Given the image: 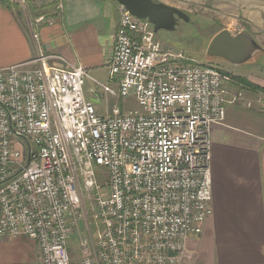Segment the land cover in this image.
<instances>
[{
    "label": "built area",
    "instance_id": "built-area-1",
    "mask_svg": "<svg viewBox=\"0 0 264 264\" xmlns=\"http://www.w3.org/2000/svg\"><path fill=\"white\" fill-rule=\"evenodd\" d=\"M118 13L107 82L43 53L35 68L0 67V236L35 240L40 264H182L212 213L210 131L225 119L229 74L164 44L121 4ZM87 81L135 105L101 115ZM91 221L72 261L71 234Z\"/></svg>",
    "mask_w": 264,
    "mask_h": 264
},
{
    "label": "crops",
    "instance_id": "crops-1",
    "mask_svg": "<svg viewBox=\"0 0 264 264\" xmlns=\"http://www.w3.org/2000/svg\"><path fill=\"white\" fill-rule=\"evenodd\" d=\"M117 5L113 0H58L54 11L45 13L53 16V24L39 27L36 40L24 14L0 1V67L26 63L35 68L32 60L43 53L52 56L47 60L53 65L81 66L107 82ZM244 77L264 86V76L258 77L260 84ZM97 89L90 82L85 96L105 115L110 110L100 112ZM228 89L243 91V97H228L225 119L211 127L212 213L202 232L188 238L182 264H264V110L259 92L235 82ZM0 264H39L35 242L24 235L0 238Z\"/></svg>",
    "mask_w": 264,
    "mask_h": 264
},
{
    "label": "rangeland",
    "instance_id": "rangeland-1",
    "mask_svg": "<svg viewBox=\"0 0 264 264\" xmlns=\"http://www.w3.org/2000/svg\"><path fill=\"white\" fill-rule=\"evenodd\" d=\"M10 5L14 6L28 19L33 29L38 31L40 26H34L33 21L38 15L49 14V11L56 9L58 0H8ZM116 2V0H113ZM155 2H163L168 5L175 6L189 15L187 22L180 20L173 31L159 30L156 38L172 48H176L184 52L191 59L201 63H211L227 72L230 81L225 84V99L236 98L239 100L243 97V91L230 93L228 85L236 81L237 77H250L254 82L261 83L260 78L264 76V50L258 51L248 61L237 66H231L223 62L220 58L209 57L206 54L207 46L211 38L220 30L227 29L231 34L240 31H247L254 36L256 41L264 48V0H154ZM118 6V5H117ZM37 15V16H36ZM30 17L32 19H30ZM244 75V76H243ZM257 79V80H256ZM92 83V82H91ZM90 84L86 82L85 86ZM96 93L100 97V112L105 113L115 105H119L121 109L132 107L135 105L131 97L122 98L112 96L105 93L99 86ZM100 88V89H99ZM239 95V96H237ZM259 105L264 110V94H260ZM112 102H116L110 108ZM108 106L107 110L105 107ZM110 108V109H109ZM99 185L106 192L105 180L102 177L98 179ZM85 192V191H84ZM84 206L92 205L93 201L87 194L82 197ZM90 210V209H89ZM89 218L92 220L91 212ZM97 226L93 221L88 223V228L80 227L75 229L68 241V252L72 261L80 258V238L88 235L89 232L94 234ZM18 236V235H16ZM25 236V235H24ZM9 236H0V238ZM13 237V236H10ZM29 238V237H28ZM31 239V238H30ZM33 240V239H32ZM36 244L35 240H33ZM187 252V249H186ZM37 253L40 264V254L37 247Z\"/></svg>",
    "mask_w": 264,
    "mask_h": 264
},
{
    "label": "water",
    "instance_id": "water-1",
    "mask_svg": "<svg viewBox=\"0 0 264 264\" xmlns=\"http://www.w3.org/2000/svg\"><path fill=\"white\" fill-rule=\"evenodd\" d=\"M123 5L132 15L147 19L151 23L153 31H173L179 20L187 22L189 15L183 10L154 0H116ZM263 47L256 41L254 36L247 31L231 34L227 29L217 32L210 40L206 54L225 58L233 65H239L248 61Z\"/></svg>",
    "mask_w": 264,
    "mask_h": 264
},
{
    "label": "trees",
    "instance_id": "trees-1",
    "mask_svg": "<svg viewBox=\"0 0 264 264\" xmlns=\"http://www.w3.org/2000/svg\"><path fill=\"white\" fill-rule=\"evenodd\" d=\"M0 1L5 4L7 3L8 5H10L8 0H0ZM235 79L240 85H242L246 89L264 94V86H260L256 83H253L245 77H237Z\"/></svg>",
    "mask_w": 264,
    "mask_h": 264
},
{
    "label": "flooded vegetation",
    "instance_id": "flooded-vegetation-1",
    "mask_svg": "<svg viewBox=\"0 0 264 264\" xmlns=\"http://www.w3.org/2000/svg\"><path fill=\"white\" fill-rule=\"evenodd\" d=\"M180 21V20H179ZM178 21V22H179ZM178 24V23H177ZM212 57H214V58H218V57H215V56H212ZM220 59H222L223 60V62H225L226 64H228V65H231V66H235V65H233L232 63H231V61H229V60H227V59H225V58H220ZM241 64H243V63H241ZM240 65V64H239ZM237 66V65H236Z\"/></svg>",
    "mask_w": 264,
    "mask_h": 264
}]
</instances>
